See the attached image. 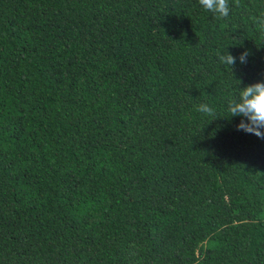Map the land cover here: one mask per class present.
Here are the masks:
<instances>
[{"label": "trees", "instance_id": "1", "mask_svg": "<svg viewBox=\"0 0 264 264\" xmlns=\"http://www.w3.org/2000/svg\"><path fill=\"white\" fill-rule=\"evenodd\" d=\"M261 11L0 0V264H264Z\"/></svg>", "mask_w": 264, "mask_h": 264}, {"label": "clouds", "instance_id": "2", "mask_svg": "<svg viewBox=\"0 0 264 264\" xmlns=\"http://www.w3.org/2000/svg\"><path fill=\"white\" fill-rule=\"evenodd\" d=\"M199 4L204 10L213 13L217 19H226L233 8L241 6V0H233L231 4L229 0H199ZM251 19L257 31L264 35V11L253 15ZM248 55L247 50L242 52L238 57L240 63H246ZM219 59L231 68L237 62V57L228 52L226 55L221 54ZM196 110L209 116L216 115V110L208 104H200ZM227 110L231 113V117L246 118L240 121L237 130H243L264 139V82L246 85L242 89L238 88L235 94L229 93Z\"/></svg>", "mask_w": 264, "mask_h": 264}]
</instances>
